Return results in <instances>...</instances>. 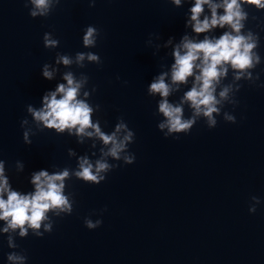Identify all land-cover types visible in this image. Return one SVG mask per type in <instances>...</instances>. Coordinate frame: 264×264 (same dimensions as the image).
Instances as JSON below:
<instances>
[{
    "label": "clouds",
    "instance_id": "1",
    "mask_svg": "<svg viewBox=\"0 0 264 264\" xmlns=\"http://www.w3.org/2000/svg\"><path fill=\"white\" fill-rule=\"evenodd\" d=\"M168 2L180 8L189 0ZM60 3L61 0H24V7L28 8L31 18L46 19ZM95 3L96 0H89L90 7H95ZM247 6L257 11L264 10V0H194L188 8L184 25L194 35L186 32L178 43H174L175 37L170 36L162 45L154 43L150 36L147 43L157 53L162 47L171 46L173 63L170 66L161 65L162 69L167 70L153 76L147 87L148 96L159 97L155 115L162 117L157 128L165 138L179 139L180 134H190L200 120L213 129L218 124L217 117L221 115L225 122L235 124L236 117L223 109L226 104L233 107L238 104L236 95L243 87L241 81L264 87V84L257 85L260 73L255 70L262 63L258 51L260 37L259 33L247 28L250 19ZM258 19L251 16L253 21ZM217 29L222 30L218 36L213 34ZM83 32V47L95 48L101 31L89 25ZM201 34H204L202 39ZM159 39V36H155V40ZM59 45V39L51 32L44 33L45 49L54 50ZM87 64L102 66L103 61L91 51L76 52L75 55L56 52L54 63H44L42 77L52 81L59 74L63 82L43 94L40 107L32 104L26 106L31 121L25 117L20 126L24 130L23 141L26 145H31L30 137L36 132L54 130L57 135L67 133L75 137L80 145L91 141L90 149L95 150L99 145L98 155L97 151H91L90 155H78L69 148L68 157L75 158L76 167L59 168L52 165L54 170L51 172L47 169L33 171L29 180L33 190L28 192L13 188L6 174V161L0 159V222H3L0 235L6 238L7 247L12 249L6 253L7 264H27L26 251H17L20 248L16 243L17 237L25 239L31 234L41 238L45 233L52 232L55 223L53 217L62 218L73 213L76 200L73 192H66L68 181L75 179L99 185L106 180L108 173L121 166L111 161L131 165L136 160L135 154L129 150V145L135 142V132L123 117H118L113 129L106 132L97 115L101 106L89 102L97 91L96 87L89 89L90 77L84 72L77 75L72 70L73 66L83 69ZM61 66L65 69L63 72ZM230 73L231 80L225 83ZM189 84L190 87L183 91L178 101L170 100ZM186 107L191 113L187 117ZM94 116L97 118L94 119ZM15 167L17 172H23L25 166L17 161ZM261 203L259 197L251 196L249 213L254 214ZM105 211L107 208L99 214ZM102 223V219L84 218V225L89 230L99 228Z\"/></svg>",
    "mask_w": 264,
    "mask_h": 264
}]
</instances>
